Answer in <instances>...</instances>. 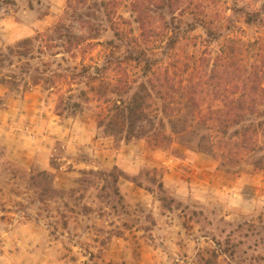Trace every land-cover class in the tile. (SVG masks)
Listing matches in <instances>:
<instances>
[{
	"label": "rangeland",
	"instance_id": "374dc122",
	"mask_svg": "<svg viewBox=\"0 0 264 264\" xmlns=\"http://www.w3.org/2000/svg\"><path fill=\"white\" fill-rule=\"evenodd\" d=\"M191 2L0 0V264H264V105L224 133L233 143L256 126L253 152L215 155L201 120L224 93H242L239 64L223 68L220 88L210 63L232 31L258 36L242 14L263 15L264 0H226L218 38ZM159 64L171 68V115L140 128L170 141L104 132L96 114Z\"/></svg>",
	"mask_w": 264,
	"mask_h": 264
},
{
	"label": "trees",
	"instance_id": "16d2710c",
	"mask_svg": "<svg viewBox=\"0 0 264 264\" xmlns=\"http://www.w3.org/2000/svg\"><path fill=\"white\" fill-rule=\"evenodd\" d=\"M192 1L189 3V11L192 17L202 24L207 36L218 38L219 29L228 21L227 12L230 10V7L226 0ZM261 10L264 11V3ZM242 16L245 23L257 24L259 28L258 36L252 40L243 39L241 34H235L237 30L224 36L219 45L218 52L211 59L210 72L207 78L208 83L217 84L222 74L226 72L223 68L237 66L238 64L243 68V79L241 80L240 78V83H236L239 85V90L241 89L242 93H234L231 96L224 93L226 96L218 98L217 102H215L216 109L214 112L208 109L201 114L202 122L211 130L212 151L215 152V155L221 151L220 148L226 149L227 147H233L238 150L242 148L245 152H253L259 144L256 126H248L246 129L248 133L245 132L241 141L235 140L231 143L230 139L226 141L224 138L225 130L232 124L239 123L242 120L246 112L245 107L250 109L257 103L264 105V14L261 15L257 11L255 17H252L250 12L244 11ZM137 21L141 23V30L144 32L143 19L140 17ZM114 27V32L117 36L123 37L128 35L130 38L134 37L131 31H125L123 28H119V26ZM158 35L155 41L162 43L166 34L165 32H159ZM109 65L110 63L107 62V65L103 66V69H108ZM204 67L206 69L207 65ZM149 73L147 83H140L137 90L127 100L122 99L119 104L116 101H112L108 105L109 108L107 110L101 109L96 114L97 125L99 127L105 126L104 132L108 134L118 133L125 139L142 138L150 147L159 148L170 141L169 135L162 129L151 128L145 130L140 127L142 123L150 122L153 118L157 119L159 115H164L165 117L171 115L166 104L167 96L162 92L164 90L167 91L171 85V68L168 64H159L153 66ZM149 83H151L150 89L155 91V94H152L148 89L147 84ZM222 84L223 81L221 80L218 83L220 88H222ZM224 89L225 86H223ZM58 114L61 115V111ZM104 118L107 119L106 122H104ZM257 124L263 128L264 119ZM160 125L163 126L162 121H160ZM218 127L222 128L224 132H219ZM238 153L239 151L236 150L232 153V156H229L241 160L242 158L237 156ZM257 167L261 168L262 166Z\"/></svg>",
	"mask_w": 264,
	"mask_h": 264
}]
</instances>
